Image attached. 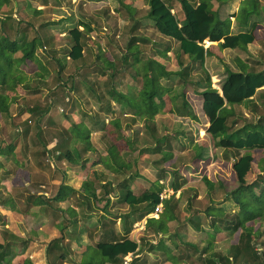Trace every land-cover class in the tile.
<instances>
[{
	"label": "rangeland",
	"instance_id": "rangeland-1",
	"mask_svg": "<svg viewBox=\"0 0 264 264\" xmlns=\"http://www.w3.org/2000/svg\"><path fill=\"white\" fill-rule=\"evenodd\" d=\"M16 2L19 3L17 7L15 5ZM6 8L9 11L5 12L15 13L14 16L21 21V25H25L26 22L29 23V28H26L28 37L31 38L34 35V30L36 32L45 31L47 36V43L36 51L37 57L46 66L44 78L34 77L38 69L35 63L30 60L23 62L20 67L23 74H27L28 87L27 89L18 87L15 92L10 93V96L13 95L14 97H12V102L9 106V116L0 113V145L5 147L8 144L15 145L11 155L3 158V161L7 162V171L8 173H14L18 168V164L13 161L14 158H16L15 160L26 162L23 152L30 149L28 154H36V159L48 165V176L61 178L62 171L66 167H71L67 174L75 177V181H79L81 179H78L76 175H83L86 172V165L94 164V161L97 162L98 158L103 156L102 154L110 142V135L107 132L108 126L105 122L113 114L107 112L105 108H100L101 101L105 106L107 101L110 102L111 107L116 110L115 115L120 116L124 126L127 120L130 121L129 116L131 115H120L119 110L128 113L131 111L123 110L116 102L110 99V88L114 86L119 92L135 96L137 94L135 86L142 83L143 70L148 68L146 63L150 59L162 61L168 70H178L180 67L176 57L179 50L176 40L169 39L170 37L163 36L157 31L154 22L147 16L149 7L146 0H11L10 4L4 7V9ZM255 8V15H259V8L256 6ZM172 11L179 18L181 17L180 13L182 11H179L177 3L173 5ZM216 15L221 19L228 20V16L220 15L219 12H216ZM243 15L241 13L238 18L243 17ZM0 16L4 17L1 11ZM78 20L88 21L94 28L85 37L87 45L84 46V63H82V60L75 62L67 58L68 50L73 43L69 30L75 26ZM45 21L52 22V24L48 26L42 25V22ZM12 30L13 28L6 29L10 34ZM130 38H135L134 50L127 48ZM141 38H146V40L142 41ZM262 43L261 49H259L258 45L250 46L252 52L248 50L247 52L244 50L240 51L235 48H220L212 58L210 56L206 57L204 65L209 68L210 74L213 75L210 79L211 85L217 87L221 83L217 81L219 80L217 76L225 72L223 66L232 67L233 69L238 67L235 57H239L241 60L244 59L249 64L250 69L258 70L261 67V63H257L259 56L264 59V41ZM166 47H169V51L164 54ZM20 55V52L15 54V56ZM124 55H126L125 62L122 60ZM106 60L116 62V65L113 68L105 66L106 68L103 69V65H106ZM182 60L185 65L189 62V58L183 57ZM190 63V77L187 80L196 81L202 74L198 70L199 66L196 62L190 60ZM214 65L219 67V69L213 72ZM194 69L197 73L194 72ZM139 70H142V74ZM223 76L224 74H222ZM212 77L214 78L212 79ZM179 78L173 76L170 79L162 78L160 80L166 105L164 112L155 116L152 125L154 126L153 130L145 126L144 120L138 119V117H135V122L130 126V138L138 139L137 144L141 145L140 148L149 145L155 146L157 142H155L154 137L166 134L171 142L170 152L172 154L171 159L164 163L159 161L160 164L156 165L154 163L155 160L161 158V154L157 152H142L140 148V151L124 152L123 156L133 162V168L128 171L133 172L138 169L142 175L136 179L137 189L135 191L138 193L143 186L151 184L157 178L161 169L164 170L161 182L166 189L169 190L171 188L170 190L172 191L171 181L174 178L173 172L175 171L179 174L178 181H185L183 186L181 185V196L175 209L178 214L183 217L186 216L185 213L188 204H190V199V205L199 210H204L210 204L209 200L212 198H216L215 201L220 199L225 202L223 205L225 210H237L233 202L228 199L227 193L238 185L241 176L243 177L241 181L245 184L254 180L257 173H259L257 161L264 155V150H251L249 158L247 156L244 157V154L238 156L237 159L239 160L237 163L235 162L236 165H232L234 155H228L229 158H225L222 148H216L213 151L211 138L206 133L209 121L202 108V98L199 94L193 92V89L201 90V87L199 84H189L187 80L183 83V80ZM60 82L65 84L62 88L58 87ZM96 90L103 95V99L97 98ZM65 91L69 97L68 103H63ZM182 92H184V98L196 116L195 118L171 113L169 109L171 107L170 97L175 96V100L181 103ZM48 97L54 101V105L39 119L31 118L28 109L36 102L43 108L47 104L46 102H49ZM253 100L258 104V112L264 113V97L259 96L257 92ZM236 110L239 114H243V117L252 119L251 104L244 103L236 106ZM85 113L98 115V121L89 119ZM78 122L85 123L90 129V142L92 144V149L83 152L82 156H80V159H78L80 162L78 161L71 165L65 159L53 157L50 152L46 153L47 149L44 150L46 145H49L48 147L53 146L55 142L62 139L59 132L65 129L70 131L73 125ZM241 123L242 120L238 122V124ZM104 124L105 126L103 127ZM38 137L43 139L44 143L38 142L40 140ZM125 144L122 139L117 141L118 146H124ZM162 148L167 149L166 146ZM198 153L202 154L201 159L197 156ZM242 153L241 151L240 154ZM147 159L150 160V163L146 162ZM135 160L136 163H134ZM49 163H53L54 168H51ZM100 164L96 165V172L100 171V175L98 173L99 178L113 182L116 187L115 184L121 180L122 176H115L116 173L106 169L102 163ZM102 168L104 169L102 170ZM203 176L213 183V188L209 189L202 179ZM14 187L16 189L19 188ZM100 190L103 191V187ZM111 193L114 195L115 191ZM165 194L167 197L166 191ZM174 194L178 195V193ZM112 201V206L116 209H120L123 206L114 197ZM99 204L100 206L103 205L101 202ZM91 212L92 216L88 222L92 226L96 223L98 227L101 225L102 230H105L106 222L111 228H114V224L118 225V220L115 216L107 218L108 220H103L97 206H93ZM77 215H80V210L77 211ZM67 216L69 214H66V216L62 214L60 226H55L59 232L57 237L61 236L62 231L67 227L64 226L62 231L60 230L61 226L67 223ZM78 216V219L81 218L83 220L84 218L85 222L87 221L88 217L85 218L83 214L81 217ZM99 217L100 219L98 220ZM171 224L175 223L170 222ZM188 226H191V224ZM186 231H191V229H186ZM64 232L66 233V231ZM190 238L193 239L191 236ZM47 242L49 243V241ZM255 242H264V232L261 237H256ZM68 244L70 245V243H64L66 246L64 255L67 257L71 254ZM89 250L90 248L87 249L88 252ZM25 251L29 252L30 256L26 254L25 260L28 261L27 263L36 261L41 264L42 262L43 264H59L58 260H53L52 255L48 258L46 248L38 245L31 248L26 246ZM15 252L17 254V249ZM30 252L40 253V255L32 257L33 254L30 255ZM96 253L91 248V253L85 260L87 261L98 255ZM22 256L24 255L21 254V256L14 257L13 263L27 264ZM17 257H20V260ZM66 264H68V261Z\"/></svg>",
	"mask_w": 264,
	"mask_h": 264
},
{
	"label": "trees",
	"instance_id": "trees-1",
	"mask_svg": "<svg viewBox=\"0 0 264 264\" xmlns=\"http://www.w3.org/2000/svg\"><path fill=\"white\" fill-rule=\"evenodd\" d=\"M11 0H0V11L3 12V16H0V113L5 116H9V106L12 102L13 95L10 93L15 92L18 87L27 89L28 78L27 74H23L20 65L26 60H30L38 66L37 72L34 77L44 78V72H46V66L37 57L36 51L45 43H47V36L45 31H35L34 35L28 37L26 28H29V23L21 25V21L13 16L12 12L4 6H8ZM149 10L147 16L152 19L154 26L163 36H168L175 39L179 43V51L177 53V63L180 67L178 70H168L166 66L160 60L150 59L146 63L148 68L143 70L142 83L135 86L137 94L132 96L116 90L112 86L109 90L110 99L116 102L123 110H129L131 112H121L120 115L129 116L130 121L125 122V127L122 124L120 116H116V110H114L110 102L107 101L106 106L101 101L100 108L107 110V112L113 114L112 117L107 120V132L110 135V142L107 144L103 156H100L96 163H103L104 166L116 172V176L121 175L122 178L117 182L115 186H109V183L101 185L103 191H101V198L97 196L96 186L94 182L88 180L82 185L80 191V204L86 206V208L92 211L93 206H97L100 199L103 201V207L107 210L110 206L111 200L107 197L108 193L115 191L118 194L117 202L122 203L130 207V211L126 215L119 216L123 226L122 233L112 235L107 238V234L104 233L102 239L99 240L94 250L96 254L102 255L104 262L108 264H121L122 259L128 253H132L136 250L137 242L128 237L130 226L138 219H142L149 212L154 211V207L161 201L159 194L163 190V184L161 179L164 176V170H159L157 178L145 189L138 193H134L132 186L134 181L142 176L139 170L136 169L133 172H129V169L133 168V162L123 156V153L128 151L139 150L140 146L137 144L138 139L130 138L131 124L135 122V117L144 120L145 126L150 130L154 129L153 120L159 113L164 112L166 100L163 96V88L160 80L162 78L170 79L173 76L180 77L183 83L190 77L191 63L196 62L199 66L198 70L201 72L196 81H189V84H199L201 90L193 89V92L199 94L202 98V108L209 120V126L206 129V133L209 134L212 141V148L215 151L216 148H222L225 153V158H229L230 155H234L232 165H236L239 159L238 156L249 158L251 150H264V113L258 112V104L253 100L257 95V90L264 86V68L261 70L249 69V67L237 58V70H232L229 67L225 68L226 76L221 82V93L219 90L211 85L210 74L204 65L205 58L209 54V48H205L202 44L204 40L217 41L220 48H241L246 49L247 45L254 41L253 30L257 24L258 16L255 15L256 2L252 3L251 10L248 12L242 6L239 9V14L247 13L248 16L254 15L256 20L250 24L247 31L239 32L236 34H229V21L221 19L216 15V12L210 8L207 2H197L195 0H146ZM178 4L184 15L182 21L171 11L173 5ZM12 9V8H11ZM245 11V12H244ZM51 22H42V25L48 26ZM8 28H13L11 34L6 31ZM94 28L88 21L80 20L74 27L70 28L69 35L72 38V45L68 50V58L72 61L82 60L84 63V46L86 43V36L93 31ZM145 41L146 38H141ZM135 38H130L127 43L129 50H134ZM169 51V47L164 49V54ZM17 52H20V56H15ZM187 55L189 58L188 64H184L183 57ZM182 58V59H181ZM138 60V58H136ZM123 62L126 60V55L122 57ZM185 60V59H184ZM259 60L257 61V63ZM116 65L112 60H106V65H103V69L106 67L113 68ZM106 66V67H105ZM142 74V70H139ZM31 78V76H30ZM65 84H58L59 88H62ZM29 89V88H28ZM65 89V88H64ZM98 99H103V95L99 94L96 90ZM259 96L264 97V93H259ZM185 94H181V103H178L175 96L170 97L171 107L169 108L171 113L178 116H188L195 118L187 100L184 98ZM66 99V100H65ZM47 104L41 108L37 102L31 106L28 111L31 118L39 119L44 113L49 111L50 107L54 105V101L48 97ZM69 97L65 91L63 103H68ZM244 103L251 104L252 119L243 117V114H239L236 110V106L243 105ZM37 113V116H36ZM89 119L98 121V115L91 113H85ZM242 120L241 124H238ZM109 123V125H108ZM105 124L103 125V127ZM24 129V128H23ZM128 130V131H127ZM27 131V130H26ZM38 133V132H37ZM36 133V134H37ZM62 139L55 142L52 149H47L46 153L50 152L51 155H55L58 159H65L72 164H75L82 156L83 152L91 150L92 144L90 142V129L83 122L75 123L72 129L69 131L62 130L59 132ZM38 139H40L38 137ZM123 140L126 143L125 150L122 151L118 145V140ZM155 146H147L140 148L142 152H157L161 154V158L155 160V164L159 165V161L162 163L172 158L171 142L166 134L162 136L154 137ZM43 142V139L38 142ZM163 144L161 145V143ZM47 146V145H46ZM46 146L44 150L46 149ZM167 149H163L162 147ZM15 145L8 144V146L0 145V155L9 156L14 151ZM233 150V151H232ZM241 151L243 152L242 154ZM57 152V154H56ZM42 153V152H41ZM36 157V154H34ZM229 155V156H228ZM197 156L200 158L201 153ZM77 159V161H76ZM237 159V161H236ZM80 162V161H79ZM236 162V163H235ZM136 163V160L134 161ZM259 173H257L254 180L250 183H243L242 176L235 188L231 189L228 193V199H230L237 210L232 214L225 212V207L215 206L214 204H221L222 200L210 199V204L205 209V214L213 215L212 223H218L223 228L235 232L238 229H242L243 236L245 238L246 233L250 228L248 222L253 221L255 218L264 217V155L257 161ZM85 164V163H84ZM135 165V164H134ZM83 166V165H82ZM0 167L2 164L0 162ZM235 167V166H234ZM128 171V172H125ZM239 173V172H238ZM174 178L172 179L171 187L175 193L177 189L183 185L184 180L178 181L179 174L173 172ZM204 183L213 188V183L205 176L202 177ZM107 185V186H105ZM105 188V189H104ZM73 188L61 185L58 188L57 194L54 196V200L60 201L66 195L70 194ZM174 193L168 198L162 200L163 210L158 218H147V224L150 228L154 229V233L158 234L163 231L165 225L170 220L177 219L175 209L177 208L178 199H175ZM38 197V196H37ZM110 200V201H109ZM39 201H42L39 199ZM214 202V203H213ZM140 212L135 215V211ZM72 211V210H71ZM214 212V213H213ZM213 213V214H212ZM113 223V222H112ZM57 226H60L58 223ZM66 226L63 224L61 229ZM72 235L71 233H69ZM241 237V236H240ZM64 236L53 238L49 241L46 247V254L52 255L58 259H64L66 256L64 245ZM162 239V238H160ZM247 241L250 242L249 233H247ZM25 247L21 250H17V254L20 255L24 252ZM65 252V253H64ZM14 247L11 243L0 242V264H13V258L17 256ZM89 259L87 264L92 262ZM52 260V261H53ZM50 261V260H49ZM12 262V263H11ZM63 264V263H60Z\"/></svg>",
	"mask_w": 264,
	"mask_h": 264
},
{
	"label": "crops",
	"instance_id": "crops-1",
	"mask_svg": "<svg viewBox=\"0 0 264 264\" xmlns=\"http://www.w3.org/2000/svg\"><path fill=\"white\" fill-rule=\"evenodd\" d=\"M195 1L207 2L212 10L219 12L220 15L228 16L227 19L229 21V34L247 31L253 20H256L254 15L248 16L247 13H243V17L238 18L240 15L238 13L239 9L243 6L244 9L249 12L251 10L252 3L255 1L256 7H258L260 10V14L257 15L259 19L253 30L255 37L254 41L249 43L246 49H241L238 47L235 49L240 51L244 50L245 52L248 50L252 52L250 46L254 45H258L259 49H261L263 45L262 41H264V0ZM15 5L17 7L19 3L16 2ZM178 7L179 11L181 12L179 5ZM14 15L15 13L13 16ZM176 16L180 21H182L184 18L182 12L180 13V18L178 15ZM79 21L80 20H78L77 23ZM50 24H52V22ZM209 42V54L206 57L210 56L212 58L215 56V53L220 50V47L217 41ZM176 43L179 50L178 41H176ZM184 57L187 58V55H184ZM235 58L237 60L239 57ZM258 60V63H261V67L258 70H261L264 68V59L259 56ZM241 61H243L249 67V64L246 63L244 59ZM215 65L213 67V72L216 69H219V67ZM224 68H226V66H223V69ZM230 69L237 70L238 67L235 69L231 67ZM207 70L210 74L211 71L209 68H207ZM194 72L197 73L195 69ZM222 74H224L223 77ZM222 74H218L217 77L219 80L217 81H223L226 76V72H223ZM211 76L213 75L210 74V79ZM213 78L214 77H212V79ZM215 88H217L221 93V83H219V85H217ZM257 92H261V94L264 93V86L260 87ZM54 144L50 147H48L49 145L46 146V149H52ZM125 146L126 144L124 146H119L121 149H123V152L126 151L124 149ZM29 151L30 149H28L26 152H23L24 156L26 157V159H24L25 157L23 159L26 160V162L21 160L18 161L15 160L16 158H14L13 161L18 164V168L14 173H8V168L6 166L7 162H4V156L0 155V162L2 164V167H0V242L11 243L15 250H21L23 246H28V248H31L32 246L36 247L37 245L39 247L46 248L48 244L47 241H50L59 235V232L56 230L55 226L60 223L62 214H65V216L66 214H69V216H67V223L65 224L67 227L64 230L66 233L62 230L61 231L62 235L64 236V243H70V245L68 244V249L70 248L69 251L71 254L68 257L66 256L64 259H60L59 264H66L67 261L68 264H87L88 260L86 261L85 258L89 257L91 248L94 249L95 244L102 239L104 233L107 234V238L112 237V235L115 236L117 233H122V220L119 216L126 215L131 210L130 207L124 204L120 209H116L114 206H112V201L110 206L107 207V210H105L103 207H101L102 205L100 206L99 204L97 205V208L103 220H108L107 218L115 216L118 220V225L113 223L114 228H111L106 222L105 230H102L101 225L98 227L96 223L93 226L92 224L90 225V222L88 221L92 216V212L86 208L87 205L85 206L83 204V206H81L79 200L82 185L91 179L97 188L96 193L99 198H101L102 195L100 190V188H102L101 185L109 183V186H114L113 182H108L105 179L103 180L99 178L98 173L100 175V171L96 172V165L101 164L94 161V164L90 163L86 165V172L83 175H76L78 179H81L79 181H75V177L67 174L71 167H66L62 171L61 178H52L48 176V165L36 159L33 153L28 154ZM51 156L54 157L55 155ZM146 162L150 163V160L147 159ZM49 164L51 165V168H54L53 163ZM103 169L104 168H102V170ZM136 181L137 180L134 181L132 186L134 193H136L135 190L137 189ZM60 184L69 186L73 189L71 193L66 195L63 199L56 201L54 200V196L57 194ZM115 185H117V183ZM148 185L145 187L143 186L141 191L148 187ZM14 186L19 188L16 189ZM182 186L175 191V193H178L177 196L174 194L175 199H180ZM170 189L168 190L163 187V191H166L168 194L167 198L172 195V192L174 193L173 189L172 191ZM107 197H109L110 200H112L113 197L117 199L118 194L114 193L113 195V193H108ZM39 199L42 201H39ZM189 201L191 204V199ZM99 202L103 204L102 199H100ZM190 204H188L185 217L178 214L176 211L175 213L177 214V219L168 221L164 230H161V232L158 234L154 233V229L150 228L146 221L149 217L158 218L161 212H149L142 219H138L134 223L128 224V227H131L130 231L128 232V237L137 242L136 250L131 253L130 264H264V242H255L256 237H261L262 233L264 232V217L255 218L253 221L248 222L247 224L250 228V231L245 232V238H242V229L231 232L230 230L218 225L217 222L212 223L211 220L213 215H207L204 213L207 206L204 208V210H199L193 208ZM224 204L225 202L214 205L223 206ZM78 210H80V217L82 214L85 216V218L88 217L86 222L84 218L83 220L81 218H77ZM162 210L163 204L161 211ZM234 211L235 210L233 209L230 211L225 210L226 213L230 214H232ZM140 212H142V210ZM140 212L136 210L134 216ZM99 219L100 217L98 220ZM98 220H96V222H98ZM170 222H174L175 224L170 225ZM189 224H191V226H188ZM186 229H191V231H186ZM247 233H249L250 242L247 241ZM190 236L193 237V239L190 238ZM88 248H90L89 252L87 251ZM24 252V254L22 253V255H24L22 257L27 263L28 261L25 260V257L26 254L29 256V252L27 253L25 249ZM31 254H33L32 257L35 255H40V253L36 252H30V255ZM17 256H21V254ZM17 259L20 260V257H17ZM54 260L58 259L54 257ZM27 264L41 263L32 261ZM90 264L108 263H105L102 255L98 254L93 257Z\"/></svg>",
	"mask_w": 264,
	"mask_h": 264
},
{
	"label": "built area",
	"instance_id": "built-area-1",
	"mask_svg": "<svg viewBox=\"0 0 264 264\" xmlns=\"http://www.w3.org/2000/svg\"><path fill=\"white\" fill-rule=\"evenodd\" d=\"M209 43H210L209 40H204L202 44L204 45L205 48H207V46L209 45ZM165 197H166L165 191H162L159 194V198H160L161 201L154 207V212H156V213L161 212V209H162V200ZM130 261H131V253H128L127 255H125L123 257L121 264H130Z\"/></svg>",
	"mask_w": 264,
	"mask_h": 264
},
{
	"label": "bare ground",
	"instance_id": "bare-ground-1",
	"mask_svg": "<svg viewBox=\"0 0 264 264\" xmlns=\"http://www.w3.org/2000/svg\"><path fill=\"white\" fill-rule=\"evenodd\" d=\"M210 44V43H209Z\"/></svg>",
	"mask_w": 264,
	"mask_h": 264
}]
</instances>
